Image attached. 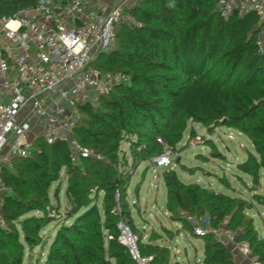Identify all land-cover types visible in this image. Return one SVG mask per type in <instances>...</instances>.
<instances>
[{"label":"trees","instance_id":"16d2710c","mask_svg":"<svg viewBox=\"0 0 264 264\" xmlns=\"http://www.w3.org/2000/svg\"><path fill=\"white\" fill-rule=\"evenodd\" d=\"M40 1L0 0V20ZM219 1L137 0L127 10L133 22L117 27L112 48L90 67L126 75L130 82L103 96L98 106H80L73 130L75 140L98 157L73 160L67 140L49 144L39 136L31 156L13 159V169L2 172L11 191L2 199L7 229L0 227V264H23L21 235L31 248L41 246L42 232L57 219L62 223L43 264H136L119 241L120 223L136 232L128 202L129 168L160 156L166 147L176 149L189 122L211 132L227 127L246 135L255 153L249 152L238 168L260 186L264 56L257 43L264 25L255 12L235 10L223 17ZM124 144L134 157L132 167ZM63 171L70 203L64 218L53 215L50 199ZM164 179L166 208L174 220L188 226L186 215L208 217L212 228H226L238 242H248L253 257L264 264V239L247 214L251 202L185 184L175 171ZM253 200L264 207V195ZM158 236L153 233L149 244L139 236L140 251L153 257L151 264H170V249L152 243ZM199 238L205 244L203 264H236L229 247L214 235Z\"/></svg>","mask_w":264,"mask_h":264},{"label":"built area","instance_id":"2783aa9c","mask_svg":"<svg viewBox=\"0 0 264 264\" xmlns=\"http://www.w3.org/2000/svg\"><path fill=\"white\" fill-rule=\"evenodd\" d=\"M102 0H41L33 9H21L12 18L0 20V227L3 196L11 191L2 172L13 169V159L31 156L37 137L53 144L68 141L73 160L97 156L81 146L73 130L81 119L80 106H98L103 96L122 84L123 74H104L91 68L97 56L109 51L121 23H132L126 0L104 8ZM218 7L227 18L233 11L255 12L264 25V0H220ZM264 56V27L258 38ZM198 140L201 138L198 137ZM129 164L134 157L129 149ZM172 149L152 159L159 170L172 162ZM98 157V156H97ZM100 158V157H99ZM159 178V177H158ZM187 220L196 225L194 233L214 235L233 253L236 264H262L253 257L248 242H238L226 228L214 229L208 217ZM119 241L136 264H151L139 247V237L125 224H119Z\"/></svg>","mask_w":264,"mask_h":264},{"label":"rangeland","instance_id":"374dc122","mask_svg":"<svg viewBox=\"0 0 264 264\" xmlns=\"http://www.w3.org/2000/svg\"><path fill=\"white\" fill-rule=\"evenodd\" d=\"M198 137L201 139L198 140ZM122 147L129 149L128 144ZM172 152L171 165L166 169L159 170L152 160L142 162L137 168H129L131 180L128 202L138 237L149 244L152 234L157 233L158 240L152 243L170 249V264H203L204 240L189 229L196 225L188 221L190 224L186 226L174 220L166 208L164 176L175 171L185 184H198L216 193L251 202L252 208L247 214L254 219L258 234L264 239V207L253 200L256 194L264 195V172H261L260 186H256L252 178L238 168L239 164L246 161L249 152L255 153L253 143L246 135L227 127L213 128L211 132L203 124L189 122L182 141ZM66 189L67 179L63 171L60 181L50 189L54 216L64 218L70 207ZM58 190L59 199L56 196ZM61 223L62 219H57L45 228L42 232L43 244L35 248H31L21 235L25 245L23 264L45 262L49 246Z\"/></svg>","mask_w":264,"mask_h":264},{"label":"crops","instance_id":"0c3cea01","mask_svg":"<svg viewBox=\"0 0 264 264\" xmlns=\"http://www.w3.org/2000/svg\"><path fill=\"white\" fill-rule=\"evenodd\" d=\"M120 1H123V0H102L101 6H103L104 8H106V7L109 8V7H112L116 4H118ZM126 1H127L128 5L133 6L137 0H126Z\"/></svg>","mask_w":264,"mask_h":264}]
</instances>
